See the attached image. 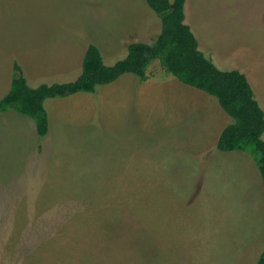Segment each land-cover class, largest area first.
I'll use <instances>...</instances> for the list:
<instances>
[{"label": "rangeland", "instance_id": "rangeland-1", "mask_svg": "<svg viewBox=\"0 0 264 264\" xmlns=\"http://www.w3.org/2000/svg\"><path fill=\"white\" fill-rule=\"evenodd\" d=\"M185 16L264 110V0H186ZM161 29L147 0H0V86L21 60L39 82L76 80L90 45L113 65ZM45 107L44 137L14 108L0 113V264L258 263L260 154L218 148L233 119L216 97L156 59L146 81L126 73Z\"/></svg>", "mask_w": 264, "mask_h": 264}, {"label": "trees", "instance_id": "trees-1", "mask_svg": "<svg viewBox=\"0 0 264 264\" xmlns=\"http://www.w3.org/2000/svg\"><path fill=\"white\" fill-rule=\"evenodd\" d=\"M148 5L162 17V29L151 43L134 42L124 59L107 65L100 49L89 46L83 61L82 73L76 80L65 83L29 85L23 68L16 63L9 92L0 99V113L8 107L32 118L37 132L49 133V113L45 101L66 98L74 94L93 93L98 86L132 73L148 80V68L156 59L166 72L193 88L216 97L223 110L233 119L219 141L221 151L253 149L260 154L258 165L264 183V110L255 97L252 86L239 70L223 71L199 49V42L191 27L185 23L186 0H147ZM257 264H264V251Z\"/></svg>", "mask_w": 264, "mask_h": 264}, {"label": "crops", "instance_id": "crops-1", "mask_svg": "<svg viewBox=\"0 0 264 264\" xmlns=\"http://www.w3.org/2000/svg\"><path fill=\"white\" fill-rule=\"evenodd\" d=\"M16 50H17V48H16ZM17 59L15 56L13 57V59ZM12 59V60H13ZM18 60H20V59H18ZM18 60H16V61H18ZM25 62H24V64H22L21 62H22V60L21 61H18L22 66H23V71H24V73H25V75H26V78H27V80H28V82L30 81L31 83H33V82H39L35 77H31V76H29L32 72L31 71H33L32 69H28L27 67H26V64H28L29 62H32V61H29V60H24ZM14 64H15V62H14ZM14 64H13V66H14ZM14 68V67H13ZM14 72H15V70H14ZM67 72H69V71H67ZM64 73H66V72H64ZM16 76V74L14 73V76H13V78ZM57 76V75H56ZM66 76V75H65ZM8 83L6 84V85H4V86H0V87H2V88H7V87H9V88H11V85H12V83H10V78H11V71L8 73ZM58 77H60V76H58ZM13 78H12V81H13ZM35 78V79H34ZM61 78V77H60ZM46 82H48V81H46ZM42 82H39L38 83V85L39 84H41ZM50 84H52V83H50ZM10 90V89H9ZM9 90L7 91H5V93H4V95H6L8 92H9ZM3 93H2V90L0 91V95H2ZM3 95V96H4ZM55 98H51V99H47L46 101H48V100H54Z\"/></svg>", "mask_w": 264, "mask_h": 264}]
</instances>
